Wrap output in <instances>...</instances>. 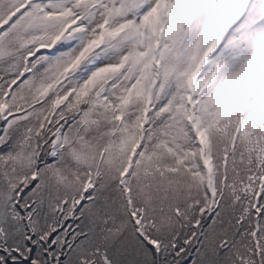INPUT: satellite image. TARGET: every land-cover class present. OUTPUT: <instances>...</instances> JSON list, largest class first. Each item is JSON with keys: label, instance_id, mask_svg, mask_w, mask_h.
Listing matches in <instances>:
<instances>
[{"label": "snow or ice", "instance_id": "1", "mask_svg": "<svg viewBox=\"0 0 264 264\" xmlns=\"http://www.w3.org/2000/svg\"><path fill=\"white\" fill-rule=\"evenodd\" d=\"M0 264H264V0H0Z\"/></svg>", "mask_w": 264, "mask_h": 264}]
</instances>
